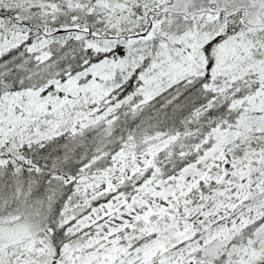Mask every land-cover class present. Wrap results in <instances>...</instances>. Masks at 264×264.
<instances>
[{"label": "snow or ice", "instance_id": "1", "mask_svg": "<svg viewBox=\"0 0 264 264\" xmlns=\"http://www.w3.org/2000/svg\"><path fill=\"white\" fill-rule=\"evenodd\" d=\"M0 264H264V0H0Z\"/></svg>", "mask_w": 264, "mask_h": 264}]
</instances>
